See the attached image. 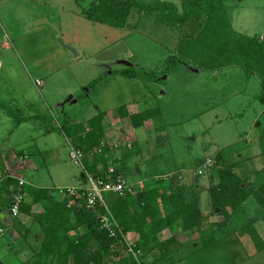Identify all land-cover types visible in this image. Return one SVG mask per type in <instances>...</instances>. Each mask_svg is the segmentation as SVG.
<instances>
[{
  "label": "rangeland",
  "instance_id": "1",
  "mask_svg": "<svg viewBox=\"0 0 264 264\" xmlns=\"http://www.w3.org/2000/svg\"><path fill=\"white\" fill-rule=\"evenodd\" d=\"M78 1L81 6L75 0H5L2 5L0 0V149L43 145L53 137H43L49 132L63 140L59 126L82 128L103 112L109 140H132L131 158L121 166L127 181L138 185L135 192L157 185L168 194L170 187L182 204L197 200L199 205L198 226L181 230L178 223L177 229L159 234L161 240L175 237L181 248L155 264H264V250L257 251L241 230L252 220L264 239V210L252 196L239 207L225 205L219 178L221 163H228L231 151L232 161L247 163V172L243 165L240 171L233 169L245 180L242 187L264 185L262 77L235 65L201 69V61L185 58L180 60L187 65L170 64L168 70L166 59L178 57L179 40L195 36L198 24L178 27L163 16L166 11L146 13L134 7L126 26L116 27L87 19L80 7H89L91 0ZM136 1L146 6L167 0ZM168 1L181 10L182 0ZM223 4L237 32L264 41V0ZM70 48L80 55L75 57ZM120 107L156 113L136 128ZM20 117L22 124L14 130ZM85 155L88 161L95 156ZM206 157L213 159L210 168L203 167ZM68 160L69 166L79 168ZM198 169L203 173L197 174ZM194 185L198 187L191 189ZM161 208L163 212L160 200ZM85 229L78 227L70 237ZM130 233L121 235L123 243ZM95 245L89 246L95 250ZM119 246L109 249L110 259L120 258ZM27 247L25 264L36 255L32 245ZM159 255V250L150 252L145 264L158 261Z\"/></svg>",
  "mask_w": 264,
  "mask_h": 264
},
{
  "label": "trees",
  "instance_id": "2",
  "mask_svg": "<svg viewBox=\"0 0 264 264\" xmlns=\"http://www.w3.org/2000/svg\"><path fill=\"white\" fill-rule=\"evenodd\" d=\"M75 1L77 5L81 6L78 0ZM134 7L146 13L166 11L167 16L164 13L163 16L170 17L178 27L199 25L195 36L189 34L179 40L176 46L177 52H179L178 57L171 56L166 59L165 64L168 70L172 64H185L180 60L182 58L201 61V69H220L235 65L245 69L250 75L254 73L260 75L264 86V41L258 36H248L237 32L232 27L229 16H226L227 11L223 0H182L181 10L174 2L168 0L146 6L136 0H91L89 7L80 8L83 15L92 22L124 27ZM261 100L264 103V94ZM118 111L123 116H129L136 128L141 127L145 120L152 118L156 113L150 110L133 113L126 107H120ZM105 118L106 114L101 112L92 117L87 126L82 128L78 124L72 126L66 123L67 127L62 126L71 139L73 147L82 149L84 153L95 155L90 161L85 155L82 171H87L95 176L105 175L108 164V159L104 156L108 152V146L101 142L105 136ZM23 119L17 118V122H21ZM69 128L70 130H68ZM68 131L71 135L68 134ZM70 131L75 132L74 135ZM99 147H102L104 154L96 153V149ZM131 152L128 150L123 153L118 166L122 167V163L131 156ZM221 165L224 169L219 171V178L227 198L225 205L236 208L244 204L247 197L252 196L264 210V185H259L254 190L245 189L242 187V184H246L245 180L233 171L237 163H221ZM3 180L2 183L7 181L5 184L15 182L14 186L20 188L12 193L13 197L23 192V184L19 185L18 180L13 179L10 173L5 174ZM196 187L198 185L190 188ZM168 190L170 191L168 194L164 193L155 185L146 191L127 192L123 197L114 194L106 195V197L108 196L109 210L122 230V233H118L115 238L110 237L108 232L101 228L97 219L100 214L106 213V209L99 207L95 210H84L81 207L83 197L72 199L68 196L63 203H51L46 207L45 212L37 214L32 212L31 205L21 202L20 212L33 216L37 221H44L45 233L38 245L32 244L33 255L36 254L37 256L35 255L33 262L26 264H50L49 258L52 259L51 262L57 264H137L136 259L131 254L123 255L122 253L126 243L121 241V235L125 236L126 233L130 232H135L138 235L136 249L140 250L141 262L145 264L147 255L154 250H159L158 261H154L153 264L159 263L181 248L175 237L161 240L159 234L166 228L175 229L178 223L182 227L181 230L195 228L201 219L197 200L182 204L170 187ZM210 191L213 197L217 193L215 187H212ZM44 192H33L34 201L43 197L41 194ZM160 200L163 205V212L162 208L161 210L158 209ZM214 200L217 205L218 200L215 198ZM72 214L73 216H71ZM13 224L16 231L21 235V240L29 243L30 229L16 217ZM82 225L86 226V229L80 235L71 238L70 233ZM241 230L243 235L246 234L250 237L257 251L264 250V239L252 220L247 221ZM91 242L96 244L97 249L92 250L90 248ZM118 244L120 245L118 250L121 253L117 252V254L120 258L114 261L107 256V252L112 246ZM236 254H241V252ZM0 264L7 263L0 259Z\"/></svg>",
  "mask_w": 264,
  "mask_h": 264
},
{
  "label": "crops",
  "instance_id": "3",
  "mask_svg": "<svg viewBox=\"0 0 264 264\" xmlns=\"http://www.w3.org/2000/svg\"><path fill=\"white\" fill-rule=\"evenodd\" d=\"M4 1L5 0H2L1 5ZM6 100L8 102V100L12 101L13 99ZM98 114L99 113H96L93 117ZM256 121L258 120L256 119ZM71 122L73 121L71 120ZM21 124L22 122H17L13 129L17 130L15 128L19 127ZM59 129V133L63 135V140H57L54 135L55 132H49L42 134L43 137H53L50 138V142L43 141V145H27L28 148L21 150L18 148V145L15 144L14 147L11 146L6 150L0 149V259L7 264H19L25 262L30 251L27 244L38 245L45 235L44 221H37L33 216L20 212L16 219L29 228L31 233L28 238L29 243L21 240V235L14 228L13 222L15 217H13L9 211V206L16 195L21 197L23 203L31 205L33 213H42L45 212L46 207L51 203H63L68 197L67 189L77 186L83 181L82 171L84 168H82V165L80 166L74 163L78 165L79 168L69 166L68 159L70 158V162H73L70 156L72 149L71 139L67 136L62 126H59ZM104 130L105 136L102 138L101 142H112L113 140L107 138L108 133L106 126H104ZM107 154L109 156L106 158L109 159V151ZM230 154L231 151L228 152V163H237L239 159L232 161L233 158ZM255 156L258 157L259 155L255 154ZM240 157L242 159V156ZM13 158L15 160H13ZM129 158H131V156ZM246 164L247 163L244 162L242 164L237 163L236 167H239L238 169L240 171L242 170L243 165L244 169L242 171L247 172L248 170L245 169ZM122 167H124V164ZM122 167H119V170L125 174ZM8 173H10L13 179L18 180L19 185H21L20 181L24 182L22 185L24 188L23 192L21 194H16L14 197L12 193L16 189H20L19 187L14 186L15 182L5 184L7 182L5 181L2 183V181H4V175ZM178 173L181 174L180 172ZM179 178L182 179V175H180ZM136 183L138 184V181H136ZM141 184L142 183H139V185ZM135 186L137 188L138 185ZM35 191L45 192L41 194L43 197L34 201L35 196L33 192ZM132 233L136 239L138 236L137 233L131 232L129 235Z\"/></svg>",
  "mask_w": 264,
  "mask_h": 264
},
{
  "label": "built area",
  "instance_id": "4",
  "mask_svg": "<svg viewBox=\"0 0 264 264\" xmlns=\"http://www.w3.org/2000/svg\"><path fill=\"white\" fill-rule=\"evenodd\" d=\"M106 142H102V144L108 146L110 157L108 159L105 175L95 176L92 173L84 171L83 181L77 186L68 188L67 194L69 197H72V199L83 197L81 207L84 210H95L96 208L104 207L106 213L100 214L97 219L100 222L101 228L108 232L110 237L115 238L118 236V233H122V230L109 210L106 195L114 194L123 197L127 192L134 193L136 190L135 184L129 183L124 174L119 170L120 166L118 167V163L122 160L124 151L132 148V140L118 142V139H115L112 142ZM96 153L104 154L102 147L96 149ZM70 156L74 163L80 166L82 165V168H84L83 161L85 153L82 149L72 146ZM104 156L107 157L109 155L105 153ZM212 165V158H206L204 160L203 167L210 168ZM202 173V169L197 171L199 175ZM23 183V181H20L21 185ZM21 202V197L16 195L10 206V212L13 217L19 215ZM125 242L124 253L131 254L136 259L137 264H142L140 259L141 253L139 249H136L135 241L127 236V238L125 237Z\"/></svg>",
  "mask_w": 264,
  "mask_h": 264
},
{
  "label": "water",
  "instance_id": "5",
  "mask_svg": "<svg viewBox=\"0 0 264 264\" xmlns=\"http://www.w3.org/2000/svg\"><path fill=\"white\" fill-rule=\"evenodd\" d=\"M70 49H71V51L74 53V56H75V57H78V56L80 55L79 51H77L76 49H72V48H70ZM119 63H121V64L131 65V63H129V62L126 61V60H121V61H119ZM163 78H165V77H163ZM71 98H72V95H70L68 101H69ZM82 177L84 178V173L82 174ZM202 188H203V187H202ZM217 210H218V208L216 209V211H217Z\"/></svg>",
  "mask_w": 264,
  "mask_h": 264
},
{
  "label": "clouds",
  "instance_id": "6",
  "mask_svg": "<svg viewBox=\"0 0 264 264\" xmlns=\"http://www.w3.org/2000/svg\"><path fill=\"white\" fill-rule=\"evenodd\" d=\"M128 236L130 237V235H128ZM130 238H131V237H130ZM131 239H132V238H131ZM137 239H138V238H136V239L133 238V239H132V240L135 241V244H136ZM123 255H128V254L124 253V251H123ZM140 259H141V257H140ZM141 263H142V262H141ZM142 264H143V263H142Z\"/></svg>",
  "mask_w": 264,
  "mask_h": 264
}]
</instances>
